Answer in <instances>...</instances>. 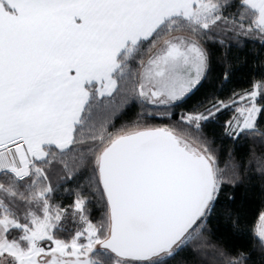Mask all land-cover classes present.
<instances>
[{"label": "trees", "instance_id": "trees-1", "mask_svg": "<svg viewBox=\"0 0 264 264\" xmlns=\"http://www.w3.org/2000/svg\"><path fill=\"white\" fill-rule=\"evenodd\" d=\"M207 3L216 16L209 25L176 17L166 21L151 38L130 46L119 57L117 89L111 97L101 98L95 86L89 88L91 99L75 126L69 148L60 151L46 147L48 158L34 161L33 167L43 173L41 180L35 170L24 177L0 173V217L9 215L24 226L33 213L43 216L46 207L71 211L81 201L84 216L94 222L106 241L111 216L98 162L123 136L167 129L209 158L215 166L216 184L211 202L188 232L185 243L170 256L134 262L264 264V241L257 235L264 214V29L246 0H205ZM175 35L191 37L202 45L207 72L182 101L169 107H151L137 93L141 69L155 50ZM257 86L260 111L255 126L235 135L230 132L235 108L240 98ZM198 116L207 119L186 121ZM46 190L49 192L40 197L39 193ZM78 227L76 222H69L55 230L54 236L70 242ZM23 235L22 229L11 228L7 238L26 248ZM103 244L94 254L95 264L125 260Z\"/></svg>", "mask_w": 264, "mask_h": 264}, {"label": "crops", "instance_id": "crops-1", "mask_svg": "<svg viewBox=\"0 0 264 264\" xmlns=\"http://www.w3.org/2000/svg\"><path fill=\"white\" fill-rule=\"evenodd\" d=\"M247 2L261 11L260 3ZM204 3L0 0V148L13 146L0 154V173L24 177L18 172L35 149L33 137L78 121L90 101V84L97 91L100 83L112 81L130 46L151 38L170 19L199 20ZM262 22L259 16L264 27ZM54 72L61 73L55 81ZM11 228L23 229L11 216L0 217V264H37L26 232L25 248L8 240Z\"/></svg>", "mask_w": 264, "mask_h": 264}, {"label": "water", "instance_id": "water-1", "mask_svg": "<svg viewBox=\"0 0 264 264\" xmlns=\"http://www.w3.org/2000/svg\"><path fill=\"white\" fill-rule=\"evenodd\" d=\"M100 177L111 216L103 247L132 261L151 260L177 245L204 213L215 187L209 158L164 129L116 140L101 157Z\"/></svg>", "mask_w": 264, "mask_h": 264}, {"label": "rangeland", "instance_id": "rangeland-1", "mask_svg": "<svg viewBox=\"0 0 264 264\" xmlns=\"http://www.w3.org/2000/svg\"><path fill=\"white\" fill-rule=\"evenodd\" d=\"M253 2L262 5L260 12L255 10L258 13L259 25V16L260 20L264 21V3L258 2V0H253ZM246 4L249 6L247 0ZM201 9L204 10V13L201 17L198 16L199 20L197 22L201 21V25L207 26L214 20L213 17H216L215 12L208 3L204 4ZM262 23L264 24V22ZM261 25L259 26L264 29L263 25ZM207 67V54L202 45L191 37L175 35L158 47L142 67L137 93L151 107L172 106L185 99L198 87L206 75ZM60 74V72H54L51 79H58ZM112 79V81L100 83L97 93L101 98L111 97L115 93L117 89L115 75ZM92 85L90 84V87ZM71 90L76 93V87L73 85L69 87V91ZM154 95L158 97H154ZM258 95L259 86L252 93L240 98L239 105L235 108L236 115L234 121L230 127L231 133L238 135L243 131L254 128L260 111V107L257 104ZM88 97L91 99V94ZM206 119L207 117L198 116L188 117L186 121H201ZM79 120L80 118L78 121H69L66 126H62L61 130H55L52 134L33 137L34 141L31 148L35 149L28 156L27 165L18 172V175L26 176L35 170L39 173L37 179L41 180L43 173L40 168L33 167L34 161L41 162L48 158L47 151L45 150L46 147L52 146L60 151L67 150L73 141L75 126L79 123ZM167 131L174 133L171 130ZM174 134L176 135V133ZM179 140L190 150L196 148V145L184 139ZM99 164L100 162H98ZM213 168L215 177V166ZM47 192L49 190L40 192V197L43 198ZM82 207L83 202L81 201H78L75 209L71 211H52L46 207L43 216L33 213L29 224L22 226V230L26 232L33 246V252L37 257V264H95L94 254L105 241L100 236L94 222L84 216ZM69 222H76L79 225L75 237L70 242L55 238V230L62 228V226ZM257 235L264 241V214L258 223ZM188 238L189 235L187 234L174 249L162 254L158 258L170 256L176 247L185 243ZM116 264L136 263L134 261L119 259Z\"/></svg>", "mask_w": 264, "mask_h": 264}, {"label": "built area", "instance_id": "built-area-1", "mask_svg": "<svg viewBox=\"0 0 264 264\" xmlns=\"http://www.w3.org/2000/svg\"><path fill=\"white\" fill-rule=\"evenodd\" d=\"M20 144H22V143H20ZM18 145H19V144H18ZM12 148H13V146H10V147L5 148V149H0V154L3 153V152H6V151H8V150H10V149H12Z\"/></svg>", "mask_w": 264, "mask_h": 264}]
</instances>
